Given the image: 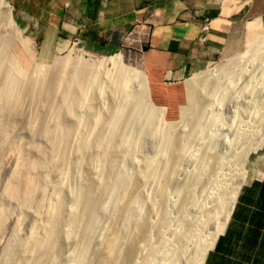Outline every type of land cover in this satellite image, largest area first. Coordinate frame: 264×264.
Instances as JSON below:
<instances>
[{"label":"bare ground","instance_id":"bare-ground-1","mask_svg":"<svg viewBox=\"0 0 264 264\" xmlns=\"http://www.w3.org/2000/svg\"><path fill=\"white\" fill-rule=\"evenodd\" d=\"M12 12V6L8 1L0 0V30L7 33L0 32V47L5 48V54L3 51L2 53L0 52V80L2 79L0 107L4 102H7L5 105L11 103L12 97H14L12 94H14L19 85L16 75L18 76V73H22L17 66L15 56L11 52L12 44L16 41H22V35L13 19ZM74 55L56 60L53 69L40 73L35 78L24 82L26 83L25 87L23 86L24 89L27 91L28 88V91H33L37 103L48 104L55 99L56 94L51 88V84L55 85V87H60V78L63 72L68 69L71 73L70 80L77 82L79 78H83V81H78L80 83L76 85V92L72 91V96L63 101L64 107L67 109H71L76 103L81 104L84 100L81 90L90 88L91 85H96L99 90H102L104 85L113 84L115 92L126 90L124 93H127L125 87L132 85L137 88L138 95L134 96L133 101L131 100L132 95L130 96L132 102L128 100L129 98L126 99V96L120 103H114L115 106L111 107L113 109L110 111V115L107 116L105 130H100L99 132L95 130L94 136L77 137L80 135V129L83 126L82 116L77 114L74 120L65 124V126L58 127L53 132V143L46 148H40L33 142H29L28 145L19 144L17 146L16 149L20 155L16 165L17 168L15 167L16 172L14 170L16 175L14 174V179L11 178L13 180L6 185L5 194L10 200V205L12 203L18 209V215L19 217L22 216V220H24L23 216H25L31 217L34 221L31 223L29 234L26 235L22 228L25 225L29 226L25 222L27 218L22 224H19V219L16 218L18 215L14 216L11 213L12 211L9 212L5 206L0 207V230L3 229L7 222L14 224L8 244L7 259H4L6 262L2 264H60L62 251H70V241L81 236L83 237L84 245L81 247L80 252L74 255L70 261L72 264H83L94 237L106 229L103 223V216L105 214L109 215L108 209L117 202L120 197L119 192L126 187L127 183H129L127 189L131 185L142 187L150 176L152 177L156 173V160L155 157H152L148 159L144 170L136 177L127 175V173L115 174V177L111 179L108 177L110 180H108V184L103 190L101 189L100 180L94 185L89 179H85L86 182L80 183L72 192L71 209L68 212L66 211L67 202L62 194L67 190V176L69 174H67V170L70 167L69 164H71L69 152L74 146L70 145L73 138L77 139L74 141H78L77 152L81 154L90 147L98 149L106 140L115 139L116 137L108 138L113 136L111 133L115 129L120 128V136L116 144L118 147H126L128 152H132L131 150L135 149V144L137 143L132 141L130 137V128L134 123L139 121L144 123L146 130H140L139 134L141 136L138 134L140 138H143V135L151 137L157 133L155 131L156 127L150 125L158 107L154 104L152 105L149 100L147 81L141 71L126 66L123 63L121 54L101 59L86 60L83 52L75 51ZM23 77L21 76V79ZM240 80L244 84H241ZM72 81L66 87H73L76 82L72 83ZM227 81L231 83L224 86ZM252 82H256L260 87L257 88L256 84H252L249 88ZM189 83L190 104L194 102L191 100L196 99V92L204 94L203 96L201 95L202 98L199 97L197 113L195 112L194 118H191L190 126L195 133V139L200 140L203 138L201 130L195 127L196 120L202 119L200 117L203 110L205 112L216 104L219 105L221 112L225 111L227 114L232 115V121H228L229 124L228 126L226 125V132L232 133L233 142L229 146L226 145L228 151L225 155L215 154L212 144H208L209 142H207L208 145H204L209 151L201 159L200 165L203 168L212 163L213 167L208 168L206 176H204L205 181H201L203 183L200 185L202 193L200 199H196L194 193L196 188L191 185L193 183H189L190 181L185 180L187 183L182 185V187L180 186L181 191L179 193L186 195L181 208L184 210L191 208L192 210L190 215L189 213L187 214L189 216L187 217V222H181V220L174 223V233H170L171 227L169 226L172 223H167V213L164 214L166 216L163 219L160 213L159 216L162 220H159L160 224L156 225L153 230L149 229L143 220L135 217L131 210L140 214L141 201L138 193L133 195L125 211L120 215L121 228L126 231L130 225H133L136 232L145 230L149 233H157L160 237V244L156 245V242L149 237L144 244L137 247L138 255L140 257L143 256L148 264H204L209 252L215 247L219 236L224 233L229 224L241 189L247 183L249 177L248 164L251 163V154L264 146V38L259 39L251 47L250 51L243 56H239L236 61L227 63L220 68L215 67L200 73L190 80ZM49 86L51 89H49ZM113 87L110 88L112 89ZM230 92L236 93L232 96ZM127 100L130 102H127ZM22 119L25 120V117ZM116 122L119 123L120 127L115 125ZM217 123L220 125L221 122ZM96 126L94 125V127ZM41 132L43 133L44 131L41 130ZM11 134L13 133L9 129H0V157L9 148ZM29 134L35 136L36 133L29 132ZM43 134L45 135V133ZM210 139L211 137L208 138V141H213V139ZM164 140L165 137H162L160 142L162 143ZM180 141V137L179 139L177 138V144H175L176 156L173 160L166 161V166L162 167L163 171H166L170 176L167 177L169 186L172 183V176L179 169L181 158L185 155L188 157L193 156L190 145L181 144L179 143ZM211 151L214 152V155L210 154ZM29 153H33V155L36 153L37 155H35L38 159L35 161L30 160L28 157ZM80 160L81 158L78 161ZM88 160V163L97 168L94 173L98 175L102 157L99 153L91 154ZM51 176L59 178L60 190L58 189L59 193L56 194L58 197L45 208L46 198L43 199V196L46 187L52 181ZM195 179L199 184L203 177L201 178L200 175H197ZM56 187L58 188V185ZM101 190L105 191L104 198L99 194ZM164 192L161 193L163 197L167 196L168 193L167 191L166 193ZM41 194L42 197H39ZM160 195L159 198H161ZM42 208H45V210ZM110 218L112 220V215H110ZM184 223L186 224L183 225ZM114 234L116 236L119 234L118 229L114 231ZM124 236L126 237L124 234L122 238H125ZM124 243L125 245L128 244L126 240ZM148 249L152 251L153 255L148 252ZM108 250L111 252L115 251L116 243L112 242ZM125 262L126 264L128 263L127 261Z\"/></svg>","mask_w":264,"mask_h":264},{"label":"rangeland","instance_id":"rangeland-1","mask_svg":"<svg viewBox=\"0 0 264 264\" xmlns=\"http://www.w3.org/2000/svg\"><path fill=\"white\" fill-rule=\"evenodd\" d=\"M7 1L9 4H11L9 2L10 0ZM43 1L44 0H41V2ZM48 2L54 4L53 0H48ZM35 3L37 2L35 1ZM27 5H30L31 8H35L33 10V18L24 16L25 19L22 20V15L18 14L16 9L11 4L13 9V19L22 35V41H16L12 44L11 52L13 56H15L17 66L22 71V73H18L19 77L16 75V78L19 81V85L17 86L14 94H12L14 95V97H12L11 103L5 105V103L7 102H4V104L1 106L2 108L0 107V129L6 128L13 133L11 134V143L9 145V148L6 150V153L2 157H0V207L5 206V208H7L9 212L12 211L11 213H13L14 216L18 215V209L14 206V204L11 203L10 205V200H8V198L6 197L5 187L9 183V181H12L14 179L16 175L14 173V170L17 168L16 165L18 163L20 155L16 148L19 144L28 145L29 142H33V144L37 145L40 148H46L49 144L53 143V132L58 127L65 126V124H68L70 121L74 120V117L77 114H80L83 119V126L80 129L81 133L77 137L85 138L90 135L94 136L93 134H95L96 131L99 132L100 130H105L104 127L106 125L105 122L108 119L107 116L110 115V111L113 109L111 107H114L115 104L120 103L123 98H126V96V99L129 98L128 100H130V96L132 95L131 100L133 101V99L135 98L134 96L138 95L137 88L132 85L125 87L127 89V93H124L126 92V90L122 92L120 90V92H115V89L112 86L113 84L104 85L102 90H99L96 85H91L90 88L88 87L83 91L81 90V94L84 99L83 102L81 104L76 103L71 107V109H67L66 107H64L63 101L72 96V91L76 92V85L80 83L78 81H83V78H79L77 82L75 80H70L71 73L69 69L65 70L60 78V87H55V85L53 84H51L52 86L50 85L56 95L55 99L48 104L37 103L35 101L33 91H28V88L27 91L24 89L26 84L24 82H26L28 79L35 78L40 73H44L49 71L50 69H53L56 60L72 57L75 51L83 52V54L85 55V60L101 59L113 56L115 54H120L122 52L127 56L128 59L135 58V60L138 61L145 72L143 73V75L147 81V86L149 88L148 93H150L151 95V101L153 102V104L158 107V109L155 110V114L152 118V124L150 125L156 127L155 131H157V133L153 135L154 137L143 135V138H140L141 135L139 134V132L140 130L145 129L144 123L141 121L134 123L130 128V137L132 141H136L137 143L135 144V149L133 148V150H131L132 152H128L126 147L117 146L116 141L120 136V128L115 129L111 133L113 136L108 138L112 139V137H116L115 139L106 140L104 144H101L98 149H93L90 147L86 152H82L83 154H79L77 152V146L79 144L78 141H74L77 139L73 138L70 144L74 145L72 146L73 149H70L71 152L68 151L71 164H69L70 167L67 170V174L69 173L70 175L68 174L67 176V190H65L62 196L67 202L66 211L68 212L71 209L70 201L73 197L72 192H74L75 188H77L80 183L86 182L85 179H89L90 182L94 185L99 182L98 180H100V185L102 186L101 189L103 190L104 187L108 184V180L115 177V174L118 175L120 173H127V175L136 177L144 169L136 175H132L129 173L137 168H145L148 163V159L155 157V160L158 163L155 162L157 170L155 175H152L153 178L150 176L149 180H147L148 182L146 181V183L140 188L137 186L135 187V185H131L127 189L126 194L123 190L119 192L120 197L117 199V202L112 204L108 209L109 215L105 214L103 216V223L105 224L106 229L102 230L97 236L94 237V240L88 248L87 256L83 262V264H126L125 261H127V264H134L136 260L135 264H148L143 256L140 257L138 255L137 247L144 244L149 237H151L156 242V245H158L160 244V237L155 232L149 233L145 230L136 232L133 225H130V227L125 231L124 228H121L122 223H120V215L123 211H125L127 204L129 203L133 195L138 193L139 199L141 201V212H139L140 214H138L134 210H131V213L140 220H143L149 229L153 230L156 225L158 226L160 224L159 220H162L163 217L166 216L164 215L166 213L168 215L166 216L167 223H172L169 226L172 228H170V233H174L175 227L173 225L176 221L179 222L182 220L181 222H187V217H189L187 214L189 213L190 215L192 209L185 208L186 210H184L181 208L186 195L184 193H179L181 191L180 188L182 187V185L186 184L187 181H190L189 183H193L191 185L196 188L194 189L196 199H200L202 194L200 191V185L203 183L201 181H205L204 176H206L208 168L213 167L212 163L204 166L203 168L200 165L202 161L201 159L209 151L205 148V146L208 144H212V149L214 150L215 154L217 153L219 155H225V153L228 151L227 146H229L233 142L232 133H230L229 131L226 132L229 122L232 121V115L227 114L225 111L221 112L219 105L216 104L214 105L215 108H209L207 109L208 111L206 110L205 112L203 110V113L200 117L202 118L200 119L201 121L199 119L196 120L195 127H198V129L201 130L203 138H201L200 140L195 139V133L190 126L192 121L191 118H194L195 112L197 113V108L199 105L198 100H200L199 97L202 98L204 94H202L201 92H196V99L191 100L194 101L192 103L193 105L190 104L189 82L200 73H203L215 67L220 68L227 63L236 61L239 56H243L248 51H250L251 47L256 42L252 44V37L251 39L249 37H246L245 30L239 28L237 38L238 43L241 45V49L239 51L235 53H225L220 61L206 67L202 71L191 74L181 81H173L170 78H166L161 85H154L145 65L146 52L143 49V42L136 38V35L128 36L120 46L110 51L93 52L88 50L82 43H76V41H71L67 38L59 39L53 26L52 17L47 18L46 22H44L45 18L38 17L37 15L36 5L31 3H28ZM0 32L6 33L3 30H0ZM2 51L5 54V48L0 47V52L2 53ZM123 63L128 66L124 62V60ZM21 76L24 77L21 79ZM70 81H72V83H76L71 88L66 87V85L70 83ZM21 83H23V85H21ZM230 83V81H227L224 86H227ZM240 83L244 84L241 80ZM187 84L189 85V88ZM252 84H256V86H258L257 88L260 87V85H257L256 82H252L249 88ZM109 85L113 88L111 89ZM50 86L49 89H51ZM1 87L2 79L0 80V89ZM108 87L110 90L108 89ZM23 90L25 91V93ZM121 93H123V96L121 95ZM230 93L232 96H234L236 92ZM128 100L127 102L131 101ZM24 117L25 120L22 119ZM88 119H90L91 121ZM217 122H221L220 125ZM170 123L172 124L170 125ZM94 125L97 126L94 127ZM115 125L120 127L119 123L117 122L115 123ZM41 130L44 131L43 133H45V135L41 132ZM29 132H35L36 134L35 136H31L32 134L30 135ZM50 132L52 133V135ZM162 137H165V140L161 143L160 140L162 139ZM179 137L181 139L179 143L190 145V150L193 156L188 157L187 155H185L181 158L179 169L176 174L172 176V183L169 186L167 178L169 175L166 171H163L162 167H164V165L166 166V161H171L176 156L175 144H177V138L179 139ZM210 137L211 139H213V141H208V138ZM207 142L209 143L207 144ZM214 152L211 151L210 154L214 155ZM97 153H99L102 157L101 167L98 168V170H100V174L98 173V175L94 173L96 171L95 169L97 168L94 165L92 166V164L88 163V157L91 154ZM35 154H28L30 160L35 161L38 159V157L36 156L37 154ZM80 158L81 160L78 161ZM250 162L251 163L248 164L249 177L247 183H251L252 180L257 177L258 179H262L264 175V146L257 152H253L251 154ZM72 164L73 166H71ZM197 175H200L201 178L203 177V179L199 181V184L195 179ZM58 179L59 178H56V176H51L52 181L46 187L43 196V199L46 198V202L44 205L45 208L48 207L50 203H52L51 201H54L58 197L56 196V194L59 193L60 190V181H58ZM247 183L241 189L234 211L237 205H239L238 203L240 201V197L246 190L245 188ZM57 185L58 188L56 187ZM102 190L99 194H101L102 198H104L105 191ZM166 191L168 192L167 196L165 195L163 197L161 193H166ZM159 195L161 196V198H159ZM39 197H42V194L39 195ZM39 200H41V198ZM10 206L12 207L11 209ZM45 208L42 209L45 210ZM160 213L162 215V219H160ZM110 215H112L113 217L112 220L110 218ZM21 217L22 216L19 217V215L16 217L17 219H19V222H17L19 224H22L27 218L25 222L26 224L28 223L29 226L25 225L23 228L21 226L22 231L27 235L31 230V223H33L34 219H32L31 217L23 216L24 220H22L23 218ZM232 217L230 219V222L232 220ZM185 224L186 223H184L183 225ZM229 224L227 225L223 234H225L226 230L229 227ZM12 226H14V224H9L7 222L3 229L0 230V232H2L0 234V264L5 263V260L7 259V251L9 247L8 244L10 242L9 240L13 228ZM117 229L119 234L116 236L114 234V231ZM124 234L126 235V237L124 236L125 238H122V235ZM223 234H221V236ZM221 236H219V238ZM78 238H73V241H70V251H62L60 255V264H72L70 260L74 255L80 252L81 247L84 245L83 237L81 236ZM125 240L126 243H128L127 245H125L124 243ZM112 242L116 243V250L111 252L108 249ZM148 252L153 255L150 249H148ZM140 253L142 254L141 250ZM206 260L204 264H206Z\"/></svg>","mask_w":264,"mask_h":264},{"label":"crops","instance_id":"crops-1","mask_svg":"<svg viewBox=\"0 0 264 264\" xmlns=\"http://www.w3.org/2000/svg\"><path fill=\"white\" fill-rule=\"evenodd\" d=\"M35 1L38 3H35ZM21 14L52 17L59 39L93 52L110 51L131 35L143 42L154 85L181 81L241 49L239 28L252 44L264 37V0H10ZM10 4V5H11ZM207 26L208 31H203ZM206 36L207 39L202 41ZM65 41V40H63ZM124 62L145 73L135 58ZM225 234L206 264H264V175L247 183ZM233 225V227H232Z\"/></svg>","mask_w":264,"mask_h":264},{"label":"water","instance_id":"water-1","mask_svg":"<svg viewBox=\"0 0 264 264\" xmlns=\"http://www.w3.org/2000/svg\"><path fill=\"white\" fill-rule=\"evenodd\" d=\"M148 90H149V88H148ZM149 99H150V101H151V95H150V93H149ZM151 103L153 104V102L151 101ZM172 123H170V125H171ZM173 126V125H172ZM171 126V127H172ZM144 169V167L143 168H137V169H135L134 171H132L131 173H129V174H132V175H136V174H138L140 171H142ZM129 186V183H127V185H126V187H124V189H123V191H124V193L126 194L127 192V187Z\"/></svg>","mask_w":264,"mask_h":264},{"label":"built area","instance_id":"built-area-1","mask_svg":"<svg viewBox=\"0 0 264 264\" xmlns=\"http://www.w3.org/2000/svg\"><path fill=\"white\" fill-rule=\"evenodd\" d=\"M203 31H208V27H207V26L203 27ZM206 39H207V37L204 36V37L202 38V41H205Z\"/></svg>","mask_w":264,"mask_h":264},{"label":"clouds","instance_id":"clouds-1","mask_svg":"<svg viewBox=\"0 0 264 264\" xmlns=\"http://www.w3.org/2000/svg\"><path fill=\"white\" fill-rule=\"evenodd\" d=\"M219 240V239H218Z\"/></svg>","mask_w":264,"mask_h":264}]
</instances>
